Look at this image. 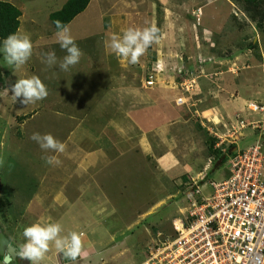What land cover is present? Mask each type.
I'll return each instance as SVG.
<instances>
[{"label": "rangeland", "instance_id": "1", "mask_svg": "<svg viewBox=\"0 0 264 264\" xmlns=\"http://www.w3.org/2000/svg\"><path fill=\"white\" fill-rule=\"evenodd\" d=\"M2 1L9 2L19 10L18 25L14 33L30 35L33 55L19 68L8 66L2 51L3 39L0 40V160H3V164H0V207L6 199L9 202L15 197H19L15 198L16 201L26 199L27 184H31L32 190L37 188L40 190L42 187L39 183L43 182V175L48 169L53 168L57 173H60V170L65 171L69 175V181L70 175L75 172H89L90 175L96 173L99 170L98 164L89 167L93 165L94 158L88 157L87 154H83L85 158H78L80 151H83V145H89V137L97 139L99 143L101 141L98 136L104 134V130L109 128L112 131V127L108 126V121L103 117L115 115L120 108L114 105V109L98 111L102 106L104 108L105 98L101 99L99 108L95 103L94 107L90 104L96 94L95 89L90 94V90L84 87L88 94H80L79 86L92 82L84 75L88 65L78 70L79 66L85 63L83 59L88 56L83 54V59L67 72L61 71L58 65L49 67L42 62L40 54L47 52L48 44L56 43L54 41L57 40V32L47 15L58 9L65 0ZM111 1L113 0H103L94 11L92 7L87 11L86 7L67 24L81 51L83 48L87 49L90 42L97 43L90 36L99 37L97 32H103L100 18L102 8H106ZM129 2H135L139 9H142L145 17L142 24L144 27L155 24L161 29V23L158 24L161 12L176 15L172 16V20L175 19L176 22L175 31H172V42H184L187 49L175 56L177 63L169 62L164 65L158 63L160 68L154 75L160 73L161 76L156 78L153 75L155 79L150 86H145L144 80L147 79L150 65L157 60L150 61L149 56L146 57L147 60L142 61V69L126 63L128 66H125L127 67L125 71L131 74L128 73V77L122 78V81L115 79L122 85L128 83V86L138 87V92L136 89L131 91L133 104L130 107L136 112L142 108L140 115L143 119L140 115L135 119L139 124L140 121L143 123L140 124L144 128L141 129L140 137L145 142L141 143L138 139L134 141V132L129 129L125 137L127 140L122 138L114 145L110 153L112 158L120 160V163L114 168L109 182L105 183L110 204H107V207H94L85 211V220L91 222L98 221L104 212L117 220L118 227L131 224L132 233L124 230L126 238L115 240L119 248L115 250L116 258L112 264H127L131 260L132 264L140 262L153 233L159 231L163 236L171 234L173 220L187 215L196 189L204 188L206 191L209 181L226 175L231 149L242 148L255 139L250 126L236 129L238 119L255 118L254 114L251 116L246 111V103L261 99L254 97L249 90L255 88V85L261 89L263 86L264 89V84L259 79V74L264 76V33L261 31L264 29V0L253 3L244 0ZM180 9L183 10L184 16L180 17L179 22L177 13ZM103 23L108 26L107 15ZM98 24L100 27H97ZM178 25L180 26L177 27ZM254 36L259 37L260 46L254 41ZM218 37L226 41L223 42L224 45L215 47L214 40ZM202 42L214 44L211 51L218 54L219 59L228 56L230 59H236L233 68L225 71L237 76V82L229 81L227 84L219 77L215 79L207 62L204 61V64L199 62L198 53L201 57L215 58L205 53L207 51L202 49ZM52 48L61 49L59 45ZM87 53L85 50V54ZM104 53L100 57L93 56L94 60L89 62L90 68L95 69L97 73L106 70L107 66L111 68V72L116 68L113 60L107 64L106 57L115 60L117 56L107 51ZM257 54L262 56L263 71L260 70V73L258 72L260 68L255 62ZM213 65L223 70L219 62ZM104 74L109 75L107 71ZM31 76L39 77L47 86L48 96L35 104L22 105L14 99L10 85L18 79ZM90 76L92 75L89 74ZM97 82H102L103 85L99 88V97L106 96L104 92L107 91L110 81L101 77L97 78ZM171 99L173 105L170 104ZM123 101L124 99H121L120 102ZM167 120L175 122V126H172L174 135H168L167 139L162 135L160 137L155 135L159 125L163 122L168 123ZM121 128L123 127L117 123L114 130L120 133ZM232 130L238 133L229 142L227 140L231 138L227 136ZM33 133L52 134L66 145V150L63 153L43 151L38 143L31 139ZM215 134L220 137L219 141L222 140L218 145H215L217 140ZM11 139L17 140L18 147L19 145L24 147L23 158H15L10 153L8 141ZM261 144L264 151V139L261 140ZM142 145H145V148H142ZM148 146L152 147L151 151ZM40 149L43 153H40ZM173 153L175 158L169 157ZM49 156H56L61 162L59 164L61 168L47 164L45 158ZM163 161L168 164L169 169L162 167ZM171 162L175 165L174 168L169 165ZM108 173L110 174V171ZM16 185L23 188L13 189L14 186L17 188ZM188 195H191V199ZM156 200L160 202L141 218L140 214ZM8 201L0 208V215H13L12 211L17 206L9 204ZM7 219L11 221L12 217ZM143 225L146 229L142 227Z\"/></svg>", "mask_w": 264, "mask_h": 264}, {"label": "crops", "instance_id": "2", "mask_svg": "<svg viewBox=\"0 0 264 264\" xmlns=\"http://www.w3.org/2000/svg\"><path fill=\"white\" fill-rule=\"evenodd\" d=\"M102 1L103 0H89L82 11H84L86 7L87 11L90 7H92L94 11V8L99 7ZM129 1L130 0H113L109 2V5L106 8H102L103 13L100 18L102 20L103 32H97V35L100 38L96 35L90 36V38H93L97 43L93 44V42H90L87 49L83 48V54L88 57L86 59H83V57L81 58L85 60V63L82 66H79L78 68V70H80L83 66L85 67L86 65H88L87 72H85L84 75L88 78V81L89 79H91L92 82H88V85L82 84V86H79V89L80 94H88V91L85 88L90 90V94L93 93L95 89L96 94L92 99L93 101L91 100L90 103L93 104V107L95 103V106L97 105V107L100 108V102L103 98L106 99V101L103 103L104 108L102 106L100 109H98V111L109 108L114 109V105L120 106V108H118L119 112L115 113V115L112 114L109 118L105 116L103 117V119L106 118V120L108 121V126L112 127V131L109 128L104 130V134L98 136L101 141L99 143H97V139H92L89 137V145H83V151H80V157H78L85 158L83 154H87L88 157L94 158V160H92L93 165L89 167H93L98 164L99 170L92 175H90L89 172L72 173V175H70L71 180L69 181V175L65 171L60 170V173H57L53 168H51L48 169L43 175V182L39 183V186L42 187L40 190L37 187V189L32 190L31 184H27V189L25 190L27 192L26 199H17L19 201H16L15 198L19 197H15L11 200L12 202H9L8 199H6L9 204L16 205L17 208L12 211L13 215H0V264H30V261L20 258L18 254L21 245L24 243L23 228L33 222H36L40 218H44L45 220H50L52 222H59L63 227V232L61 233V235H68L71 232H77L81 234L85 249L88 252V257L86 259H78L77 261L73 262L69 260L67 261V259L61 257L62 255L58 253L53 247L46 254L45 259L41 262V264H98V262H100L101 264H112L114 262V258H116L115 250L119 248L115 240H124L126 238L124 230L129 231V233H132L133 231L130 230L131 224L127 226L125 225L124 227H118L117 220H114V218H111L104 212L101 214V217L98 221L91 222L90 220H85V211L89 209H94V207H107V204H110L109 196L106 193L105 183L109 182L114 168H116L120 163V160L112 158L110 150L114 148V145H117L122 138L124 140H127V138L125 137L127 136L129 129L131 132H134V141L138 139L141 140V143L145 142L144 139L140 137V133L142 131L141 129L144 130V128H142L141 126L143 123L140 121V125L139 122L135 119V117L142 114V108L138 112H136V110H133V108L130 107L133 104V95H130L133 93H131V91H134L136 89V91L138 92V87L128 86V83H123V86L122 84L117 83V81L115 80L121 79L119 81H122V78L128 77V73L131 74V72L125 71V69L127 68L125 66H128L126 64L127 62L119 57H117V59L115 60L111 57H106V59H108L107 64L111 60H113L115 63L116 68L112 70V72L111 68L108 66L106 67V70L103 69V72L101 73H97L95 69L92 70L89 66V62L94 60L92 58L93 56H103V53L105 51L113 55L111 49L108 47L110 43V38L113 34H122L123 30L129 27H144V25L142 24L144 22L145 17L142 13V9L140 10L135 2L131 3ZM82 11L77 13L74 17H76ZM182 11L183 10L180 9L177 13L179 22L180 17L184 16V13ZM105 15H107V19L109 21L107 27L103 23L105 20ZM172 16L176 15L161 12V16L158 18V24L161 23L162 25L160 27V43L152 45L147 50V52L140 58L139 63L134 65L135 67H139L138 69H142V61L147 60V56L151 57L150 61L157 60V62L162 65L169 62H178L175 56L179 54V52H184L187 49V44H185L184 42H176L175 39L174 41L176 43L172 42V31H175L174 23H176L175 19L172 20ZM181 25L183 26L182 23ZM179 26L180 25H178L177 27ZM97 27H100L99 24L97 25ZM94 30L95 29H93V31ZM103 33H105L106 35H104ZM102 37L104 39H101ZM253 39L254 41H257L256 44L258 46L261 45L259 42V37L257 38V36H254ZM225 41V39L218 37L214 40V42H216L215 47L221 46L222 44L224 45ZM54 42L56 43H49L48 48L46 50L47 52L51 50L55 51L57 60L61 61V59H63V57L67 53L65 50H61L60 48V50L53 49L52 47L59 45L56 39ZM84 43L85 42H83V44ZM202 45V49L207 51L205 52L206 54H209L210 56L213 55L216 58L215 59L214 57L209 56L201 57L200 53L197 52L201 62L203 64L207 62V66H210L211 70L213 71L214 78L216 79V77H219L221 80L223 79L224 82L227 84H229V81L230 83L237 82V76L225 71V69L233 68L232 65L236 64V59H230L229 56L227 58L221 57V59H219L220 56L211 51V47H214V44H212L211 42H202ZM85 50L88 51L87 54H85ZM219 52L223 51L219 50ZM255 58L256 66L260 68L258 71L260 73V70L263 71L261 69L262 56L260 57V55L257 54ZM215 62H219L220 65H222L221 68L223 70H219V67H216V65L214 66L213 63ZM129 65L132 66L131 64ZM102 68H104V66H102ZM106 71L109 73L108 76L104 74ZM89 74L92 76L89 77ZM154 76L158 77L161 76V74L159 73ZM101 77L102 79L110 81V84L107 87V91L104 92V95H106L107 97L103 96L100 98L99 88H101L103 85L102 82H97V78ZM259 79L261 83L264 84V76H261L259 74ZM111 80L114 81L111 82ZM249 81L251 80L249 79ZM259 88V86L255 85V88L249 91L251 94H253L254 97L262 99L264 97V89L263 86L262 89ZM164 93L165 92H163V94ZM117 95L118 97H116ZM121 99H124L123 103L120 102ZM172 101L173 100L171 99L170 104L173 105ZM179 107L182 106L179 105ZM140 117L143 119V116L140 115ZM129 118L131 120L128 121ZM117 123H119L121 127H123L121 128L120 133H117L114 130ZM172 126H175V122H163L159 125V128L157 129L155 135L159 137L160 135H162L164 136V138H166L168 135L173 136L174 127ZM146 142H148V138L146 139ZM8 147L10 153L15 158L24 157L22 151L24 147H22L21 145H19L18 147L16 139L9 140ZM142 148H145V145H142ZM149 150L151 151L152 147H149ZM43 151H41L40 149V153H43ZM169 157L175 158V154L173 153L172 156L170 155ZM161 165L162 167L169 169L168 164L164 161L161 162ZM165 165L167 166L165 167ZM169 165L173 166V168L175 167L172 162L169 163ZM107 171H110V174ZM222 174H224V171ZM16 187L17 188H15L14 186L13 189L23 188L20 185H16ZM6 201H3V205H6ZM159 202L160 200H156L152 205H150V207L146 211L142 212L140 214L141 218L144 217L148 213V211H150L151 207L157 205ZM9 217H12L11 221H8L7 218ZM142 227L146 229L145 225H143ZM5 253L9 255V259L7 261L3 260V256ZM132 263L133 260H131V262L127 264Z\"/></svg>", "mask_w": 264, "mask_h": 264}, {"label": "built area", "instance_id": "3", "mask_svg": "<svg viewBox=\"0 0 264 264\" xmlns=\"http://www.w3.org/2000/svg\"><path fill=\"white\" fill-rule=\"evenodd\" d=\"M159 66L150 65L145 86ZM246 111L255 118L238 119L236 129L250 126L255 139L231 149L226 175L209 181L206 191L197 188L187 215L173 220L171 234L155 231L136 264H264V97L247 102Z\"/></svg>", "mask_w": 264, "mask_h": 264}, {"label": "clouds", "instance_id": "4", "mask_svg": "<svg viewBox=\"0 0 264 264\" xmlns=\"http://www.w3.org/2000/svg\"><path fill=\"white\" fill-rule=\"evenodd\" d=\"M58 30L57 43L66 51L61 61L57 60L55 51L41 53L42 62L49 67L58 65L61 71L67 72L80 62L83 52L71 35L70 29L61 21H54ZM160 43V29L155 24L143 28L129 27L122 34H113L108 47L117 57L122 58L128 64L139 63L140 58L154 44ZM4 61L8 66L19 68L25 65L33 55V43L27 33H12L3 40L2 47ZM157 62V61H154ZM153 62V63H154ZM158 63V62H157ZM10 91L14 99L22 105L35 104L48 96L47 86L37 76L21 78L10 85ZM34 140L42 150L63 153L66 145L56 139L50 133H33ZM47 164L59 166L61 163L56 156L45 158ZM3 164V160H0ZM63 227L59 222H52L40 218L23 228L24 243L19 249L20 258L30 261V264H41L46 254L54 247L63 257L70 261L86 259L88 252L81 234L71 232L61 235Z\"/></svg>", "mask_w": 264, "mask_h": 264}, {"label": "trees", "instance_id": "5", "mask_svg": "<svg viewBox=\"0 0 264 264\" xmlns=\"http://www.w3.org/2000/svg\"><path fill=\"white\" fill-rule=\"evenodd\" d=\"M89 0H65L59 9L48 13V20L53 29L58 31L55 27L54 21L59 20L63 24H67L77 13L82 11ZM249 3L257 0H244ZM19 10L7 1L0 0V40L5 39L9 34L15 32L18 25ZM264 33V29H261ZM5 200V199H4ZM3 206V204L1 205Z\"/></svg>", "mask_w": 264, "mask_h": 264}, {"label": "water", "instance_id": "6", "mask_svg": "<svg viewBox=\"0 0 264 264\" xmlns=\"http://www.w3.org/2000/svg\"><path fill=\"white\" fill-rule=\"evenodd\" d=\"M8 259H9V255L7 253H5L4 256H3V260L7 261Z\"/></svg>", "mask_w": 264, "mask_h": 264}]
</instances>
